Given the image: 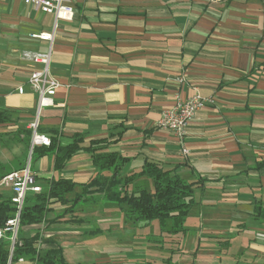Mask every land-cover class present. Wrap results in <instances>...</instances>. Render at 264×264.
<instances>
[{"label": "crops", "instance_id": "obj_1", "mask_svg": "<svg viewBox=\"0 0 264 264\" xmlns=\"http://www.w3.org/2000/svg\"><path fill=\"white\" fill-rule=\"evenodd\" d=\"M64 2L74 15L58 22L50 62L61 87L40 110L39 129H57L61 144L74 133L86 134V141L116 140L112 151L128 159L122 175L147 160L175 167L202 187L195 189L187 232L171 249L177 253L148 242L159 233L157 223L142 232L125 220L108 221V211L119 208L100 195L76 206L93 205L100 216L94 224L73 212L48 227H23L18 240L50 239L54 244L40 248L60 247L67 264H81L73 263L79 252L82 264H167L168 258L170 264H264V0ZM53 22L23 0H0V110L11 117L0 124V177L26 156L25 134L37 111L27 84L34 66L24 56L48 46L29 35L50 31ZM194 94L212 102L190 121L181 146L157 122ZM52 159L34 161L35 178L69 179L76 187L66 197L80 194L94 174L88 156L74 157L61 173L53 172ZM0 195L10 192L0 187ZM55 207L53 215L61 214ZM157 250L162 254L154 257Z\"/></svg>", "mask_w": 264, "mask_h": 264}, {"label": "trees", "instance_id": "obj_2", "mask_svg": "<svg viewBox=\"0 0 264 264\" xmlns=\"http://www.w3.org/2000/svg\"><path fill=\"white\" fill-rule=\"evenodd\" d=\"M10 121V112L0 110V124H7ZM36 133L47 136L50 143L48 146H34L30 154V163L51 155L53 172L61 173L74 157L86 154L94 168V174L88 182L81 185V193L74 195L70 200L66 195L73 193L76 187L71 180L63 177L46 181L34 178L40 192L29 193L25 197L20 212V229L39 224L48 227L58 219L73 213L79 203L88 202L90 197L100 195L119 208L125 222L141 228L157 223L159 233L151 235L152 238L148 241L157 244L160 250L176 249L175 246L187 232L185 222L196 206L195 189L202 187L201 180L188 182L175 172V167L170 169L162 163L147 160L143 162L138 172L122 175L121 169L128 159L112 151L116 140L104 138L86 141V134L74 133L68 143L61 144L62 135L57 129H50L45 133L38 125ZM25 135L24 146L27 156L30 152L32 131H27ZM120 136L118 134L119 138ZM26 156L22 158L18 169L12 171L25 166ZM57 205L63 207V211L55 216L53 212ZM15 213L16 206L11 202L10 196L0 195V229ZM42 244L54 243L35 234L27 239H19L10 254L9 240L0 239V264L9 262L15 264L19 259L34 264H67L60 247L40 248ZM171 251L169 252L173 254L178 250ZM169 259L165 263L170 264Z\"/></svg>", "mask_w": 264, "mask_h": 264}, {"label": "built area", "instance_id": "obj_3", "mask_svg": "<svg viewBox=\"0 0 264 264\" xmlns=\"http://www.w3.org/2000/svg\"><path fill=\"white\" fill-rule=\"evenodd\" d=\"M23 2L25 5L37 8L43 14L51 15L54 18L50 31L31 33L29 35L32 40L47 43V51L34 52L24 56L34 66L29 72L27 84L37 96V113L30 124L32 131L31 154L34 146H48L50 143L47 136L36 133V128L38 126L41 108L52 105V98L56 90L61 87L59 82L50 73L51 52L58 22L71 21L74 11L64 0H23ZM16 91L18 94H22L23 87H18ZM211 102V100L204 99L199 94H194L186 100H178L170 109L162 113L161 118L157 122V127L170 131L177 142L183 146L188 124L199 110ZM182 153L187 154L188 150L183 148ZM34 178L35 176L32 174L29 165L25 164L22 169L12 171L0 179V187L9 190L11 202L16 206L15 215L9 218L4 227L0 229V239H7L10 242V254H12L14 245L18 242L20 212L25 197L29 193L40 192V187L35 185ZM19 262H23V259H19Z\"/></svg>", "mask_w": 264, "mask_h": 264}, {"label": "rangeland", "instance_id": "obj_4", "mask_svg": "<svg viewBox=\"0 0 264 264\" xmlns=\"http://www.w3.org/2000/svg\"><path fill=\"white\" fill-rule=\"evenodd\" d=\"M42 111H44V109L42 108L41 109V112ZM36 113H37V111L35 112V117H36ZM40 117V116H39ZM38 124H39V120H38ZM16 148V149H15ZM13 152H14V155H18V154H20V152H21V150L20 149H17V146L15 147H13ZM19 159H21L22 160V158H19ZM26 162H25V164L26 165H29V167H30V169H31V172H33V170H34V161L32 162V163H30V152L27 154V156H26ZM16 160H18V159H16ZM8 167V166H7ZM9 168V167H8ZM0 170H1V168H0ZM69 197H71L70 195H69ZM110 204H112V203H110ZM112 205H114V206H116L115 204H112ZM57 209H63L62 207H60V206H58V207H55V210H57ZM60 214V213H59ZM55 215H58V213L56 214L55 213ZM74 215L75 216H77V217H80V218H82L84 221H86V222H88V223H95L97 220H99V218H100V216H99V212H98V210L97 209H95L94 207H93V205H90V206H87V207H85V208H78V207H76L75 209H74ZM51 216H52V214H51ZM102 216H104V214L102 215ZM107 217H108V221H114V220H116V221H118L119 219H121V220H125L124 219V215H123V213L118 209V211L116 212V211H108V214H107ZM118 219V220H117ZM152 225H153V223L152 224H150L148 227H143V228H141V231L142 232H150V229H152ZM18 234H22V231H20ZM140 237H144V235L142 234ZM145 239V238H144ZM149 242V241H148ZM151 243V242H150ZM152 244V243H151ZM154 244V243H153ZM157 245V244H156ZM125 252H127V251H129V249L127 250V248H125V250H124ZM130 252H132V251H130ZM146 255H147V253H145ZM160 254H162L160 251H156V256H154V257H158ZM75 257H77L78 259L76 260V261H74L73 263H84V254H82V253H77L76 255H75ZM153 259H155V258H153ZM157 264H163V262H162V260H158L157 261Z\"/></svg>", "mask_w": 264, "mask_h": 264}]
</instances>
